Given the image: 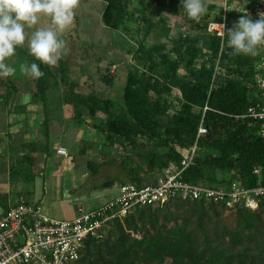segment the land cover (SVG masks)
<instances>
[{
	"label": "trees",
	"instance_id": "16d2710c",
	"mask_svg": "<svg viewBox=\"0 0 264 264\" xmlns=\"http://www.w3.org/2000/svg\"><path fill=\"white\" fill-rule=\"evenodd\" d=\"M100 1L102 23L129 36L126 52L132 63L121 94H110L115 76L109 68L115 63L109 62L99 81L84 92L63 56L50 67L25 51L24 62L37 63L44 75L39 79L25 75L27 86L20 78H0V113L13 115L9 127L23 123L31 135L29 115L36 122L38 113L30 106L41 105L43 116L37 123L43 141L37 135L24 141V128L17 139L7 131L14 141L2 147L0 169L7 161L12 180L33 182L38 155L46 156L51 148L47 92L53 89L66 106L64 118L67 115L69 124L94 129L100 138L104 159L88 163L91 176L102 165H118L121 184L154 183L169 162L186 155L202 122L206 133L198 136V154L182 179L224 189L232 181L247 187L264 185L260 122L241 116L259 99L254 70L258 54L229 55L226 34L219 54V37L206 31L207 22L222 12L219 3L207 0L208 10L198 22L185 14L189 27L169 36L165 35L168 19L182 10L181 0ZM243 15L227 11L226 31ZM162 29H166L163 38L147 42L151 33ZM24 95L29 96L27 104L20 101ZM12 147L17 148L14 155L7 154ZM113 181L107 179L102 186ZM3 198L6 195L0 194V201ZM110 224L103 237L85 239L73 264H264V199L255 209L172 200L135 208ZM134 232L139 239L133 238Z\"/></svg>",
	"mask_w": 264,
	"mask_h": 264
},
{
	"label": "rangeland",
	"instance_id": "374dc122",
	"mask_svg": "<svg viewBox=\"0 0 264 264\" xmlns=\"http://www.w3.org/2000/svg\"><path fill=\"white\" fill-rule=\"evenodd\" d=\"M102 8L103 2L100 0H80L78 7L74 10L72 25L61 35L67 45L66 53L62 59L68 61L71 76L79 78L80 89L84 92L89 90L90 84L99 81L100 75L105 72L104 69L109 65V62L115 63L109 68L115 76L110 94L115 97L113 94H121L127 66L132 63L131 55L126 52L129 36L121 31L107 28L102 23ZM184 15V11L181 10L178 15L169 17V25L166 27L165 35L170 36L180 29L184 30L189 27V21ZM47 23V18H44L38 26H46ZM166 29L159 30L155 34L151 33L147 42L151 43L163 38V32ZM30 32L31 30H29V35ZM17 49L19 51L16 50V55L6 62L17 69L12 77L22 79L23 85L27 86L29 82L25 80V75L19 71V65L24 63L26 57L24 52H28L27 41L23 47H17ZM26 59L28 60L29 57ZM108 91L106 90L104 94L108 95ZM57 96V91L48 90L47 114L51 120L49 130L50 152L45 157L42 154L38 155L40 160L33 166L37 173L33 182H28L24 178L21 179L25 191L21 195V200H40L38 203L42 214L53 219L68 220L75 217L77 205H82L84 210H91L118 195L121 183L117 177L120 174V167L118 165H102L98 172L91 176L88 163L90 161L98 163L104 159L102 155L104 150L102 147L99 148L100 138L94 129L72 127L67 120V115L64 118L66 106L59 103ZM22 97L23 99L20 101L27 104L29 96L24 95ZM30 109L38 113L36 122H34V115L32 113L29 115L28 125L32 129L31 135L35 138L37 135L43 141V134L39 132L40 124L37 123L43 116L41 105H31ZM5 116V111L0 113V124H5L6 120L7 122L11 121L12 117L5 119ZM22 124H17L15 130L22 131L24 128L23 140L28 142V139L33 137H30L31 135L26 132L24 125L23 128L21 127ZM10 131L13 130L10 129ZM13 132L16 134L15 131ZM12 141L14 140L11 138L9 142ZM58 145L66 148L67 156L56 154ZM16 149V147L12 151L9 149L11 153L7 154L14 155L13 152ZM41 165L43 168L39 171ZM107 179L114 181L112 184L102 186V183ZM16 181L18 180L14 179V183ZM30 189L34 194L28 197L26 191ZM9 200L17 202V197H12ZM1 206L0 211L2 210ZM131 235L133 238H140L139 233L134 232Z\"/></svg>",
	"mask_w": 264,
	"mask_h": 264
},
{
	"label": "built area",
	"instance_id": "2783aa9c",
	"mask_svg": "<svg viewBox=\"0 0 264 264\" xmlns=\"http://www.w3.org/2000/svg\"><path fill=\"white\" fill-rule=\"evenodd\" d=\"M211 1H217L222 8L219 18L209 20L206 24V31L219 37V54L224 45L225 35H221V32L222 25H225L226 31L227 11L247 14L253 20L259 19V13L264 12V0ZM254 70L259 99L249 105L246 113L241 116L259 121V133L264 135V46L258 48ZM206 130L201 122L195 142L188 148L186 155L179 162H169L154 183L143 186L121 184L117 196L91 210L78 206L72 219L50 218L42 214L38 205L32 203L10 206L0 216V264H73L80 258L85 239L103 237L113 219H122L135 208L162 205L172 200H198L203 203H223L226 208L244 205L255 209L258 201L264 199V185L247 187L232 181L224 189L182 179V172L194 162L198 154L196 140ZM56 153L67 155L64 146H58Z\"/></svg>",
	"mask_w": 264,
	"mask_h": 264
},
{
	"label": "clouds",
	"instance_id": "9594fccd",
	"mask_svg": "<svg viewBox=\"0 0 264 264\" xmlns=\"http://www.w3.org/2000/svg\"><path fill=\"white\" fill-rule=\"evenodd\" d=\"M79 3L80 0H0V78L15 75L17 69L6 61L26 41L30 56L50 67L56 66L67 48L61 35L72 25ZM181 8L189 19L198 22L208 10L207 0H181ZM44 18L47 25L38 26ZM224 28L222 25L221 35L228 37L229 55L256 56L258 48L264 46V12L255 20L245 14L227 31ZM19 71L32 79L44 75L37 63H21Z\"/></svg>",
	"mask_w": 264,
	"mask_h": 264
},
{
	"label": "crops",
	"instance_id": "0c3cea01",
	"mask_svg": "<svg viewBox=\"0 0 264 264\" xmlns=\"http://www.w3.org/2000/svg\"><path fill=\"white\" fill-rule=\"evenodd\" d=\"M22 99H23V97H22ZM13 117V116H12ZM10 118V117H9ZM5 119H7V117L5 116ZM12 119V118H11ZM9 122V121H8ZM21 124V123H20ZM16 125L14 124L13 126H11V127H9L8 125H7V120L5 121V124H0V135L1 136H3V138L4 139H0V151H2L1 149H2V147H7L8 146V144H9V139H10V137H8L7 135H6V132L7 131H10V129L11 130H13V131H15L16 132V134H17V132H18V129H16L15 130V128H17V127H15ZM12 127H13V129H12ZM21 130V129H20ZM12 131V135L14 136V138H16L17 139V136H18V134L16 135L14 132ZM6 140V141H5ZM7 149V148H6ZM57 154V153H56ZM59 155V154H58ZM47 156V155H46ZM45 157V156H44ZM9 165L10 164H8V162L6 161V164L0 169V194H5L6 195V199L4 200V198L3 199H1L2 201H0V205H2V202H3V205L1 206V208H2V210L0 211V216L10 207V206H12V205H15V204H18V203H32V204H36V205H38L39 206V201L40 200H33V201H30V200H28L27 198V200H24V201H22L21 200V195L25 192L24 191V188H23V185H22V183H21V179L20 178H18L17 180L18 181H16L15 183H14V180H12L11 178H10V174H9ZM43 167H42V165L40 166V169H39V171L42 169ZM37 174V173H36ZM26 194L28 195V197L29 196H31V194L33 195L34 194V192H32L31 191V189L30 190H28V191H26ZM12 197H14V198H16L17 197V202H14L13 200V202H11L9 199L11 198L12 199ZM111 199V198H110ZM104 202H102L101 204H103ZM5 204V205H4ZM100 204V205H101ZM78 206H81L82 207V205H77L76 207H78ZM40 207V206H39ZM99 207V206H98ZM77 210V209H76Z\"/></svg>",
	"mask_w": 264,
	"mask_h": 264
}]
</instances>
